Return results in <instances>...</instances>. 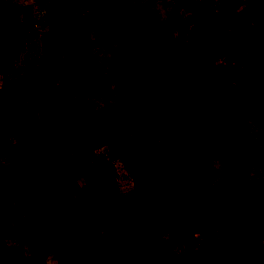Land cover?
Returning <instances> with one entry per match:
<instances>
[{
	"label": "rangeland",
	"instance_id": "374dc122",
	"mask_svg": "<svg viewBox=\"0 0 264 264\" xmlns=\"http://www.w3.org/2000/svg\"><path fill=\"white\" fill-rule=\"evenodd\" d=\"M0 264H264V0H0Z\"/></svg>",
	"mask_w": 264,
	"mask_h": 264
},
{
	"label": "trees",
	"instance_id": "16d2710c",
	"mask_svg": "<svg viewBox=\"0 0 264 264\" xmlns=\"http://www.w3.org/2000/svg\"><path fill=\"white\" fill-rule=\"evenodd\" d=\"M67 48V47H65ZM68 52L66 54V56H68ZM129 106H130V111H124L127 114H133L134 116H138L141 114H145V113H150V112H155L159 107H155L153 105H149L146 103L141 102L138 98L137 95H133L130 98V102H129ZM115 112L118 113V115H122L123 111L122 110H115ZM134 240H131L130 242L133 243Z\"/></svg>",
	"mask_w": 264,
	"mask_h": 264
}]
</instances>
